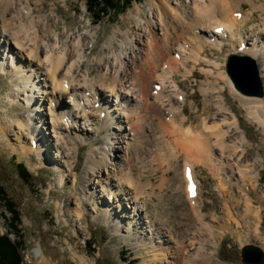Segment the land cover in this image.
<instances>
[{
  "label": "bare ground",
  "instance_id": "bare-ground-1",
  "mask_svg": "<svg viewBox=\"0 0 264 264\" xmlns=\"http://www.w3.org/2000/svg\"><path fill=\"white\" fill-rule=\"evenodd\" d=\"M41 1L0 0V73H11L14 86L6 100L0 101V140L23 153L33 150L31 141L36 140L34 150L39 157L36 162L42 165L47 159L45 152L50 149L46 141L52 138L50 144L58 157V167H54L56 185L60 188L68 182L75 186L62 209L80 224L84 214L82 204L87 203L96 220L110 224L124 238L144 242L142 247L149 244L155 252L146 264H226L214 258L213 249L206 250L207 242L216 246L214 224L204 219L199 203L200 187L194 197L188 195L184 171L186 167L208 166L225 191L233 184L232 199L227 198L223 204L227 214L225 228L234 223L243 229L237 233L238 237L245 236L254 241L257 228L255 231L250 222L260 223L263 207L261 203L255 206L250 195V192L255 194L258 181V173L255 176L251 170L262 156L256 153L254 163L250 162L244 148L246 136L241 133L233 137L239 130L237 117L226 107L223 97L211 99V93L221 89L219 80L201 88L205 103L211 104L209 119L212 121L198 118L200 122L186 127L182 109L185 101L178 99L182 92L176 81L172 83V74L179 70V65L186 74L192 71L186 67L188 61L200 65L201 53L206 46L222 49L225 43H231L235 50L241 48L244 54L255 59L264 91V33L250 32L237 40L236 27L244 24L247 16L238 18L235 13L239 8L229 6L228 0H165L173 4L176 15L171 16L165 9L158 11L157 20L148 21L147 36L140 21L137 22V55L122 47L112 53L111 62L106 61L109 58L104 60V56L95 58L102 67L98 70V80L93 83L91 69L85 68L79 73L85 54L91 50L89 42H84L85 34L79 29L63 50L56 40L47 44L36 25L39 20L31 17L32 5ZM148 10L150 13L151 8ZM157 25L162 26L161 36L153 31ZM47 28L43 25L41 29L47 31ZM155 55L158 62H155ZM163 64L167 67L163 68ZM212 64L219 66L214 60ZM146 66L149 69L145 76ZM206 71L213 75L211 70ZM217 76L223 78V72L218 71ZM223 81L264 132V95H244L233 87L230 77ZM167 87L174 96L166 92ZM20 102L27 105L24 113L3 120L5 109ZM148 114L151 119L156 116L157 131L143 124L141 118ZM164 116H168L169 121H165ZM42 124L45 127H41ZM110 127L118 131L107 140L113 154H107L106 147L91 148L81 176L83 182L76 186V152L82 144ZM43 128L49 130V137ZM148 129L158 138L155 159L159 166L168 169L167 152H171V156L185 155L182 171L177 174V188L185 197L190 219L188 223L178 221V226L185 227L181 232H175L176 236L170 234V241L164 238L167 235L161 223L154 222V216L146 214V204L140 201L149 182L140 183L133 173L134 160H142L137 153L141 150L137 139L144 140ZM25 130H29L28 145L23 144ZM9 132L16 135L17 143L11 142ZM171 137L172 141L169 140ZM131 145L137 151H132V157L128 153ZM104 196L109 204L103 203L101 197ZM210 216L215 222V215ZM78 260L85 262L83 256Z\"/></svg>",
  "mask_w": 264,
  "mask_h": 264
},
{
  "label": "rangeland",
  "instance_id": "rangeland-1",
  "mask_svg": "<svg viewBox=\"0 0 264 264\" xmlns=\"http://www.w3.org/2000/svg\"><path fill=\"white\" fill-rule=\"evenodd\" d=\"M171 4L165 0L132 1L130 6L119 15L112 14L110 18L104 16L98 23H95L92 14L87 10L85 0H42L41 3L32 5L34 8L31 14L33 15L30 16H34L39 20V24L36 23V25L40 28V35L43 40L47 44H53L55 40L58 41L61 50L69 46L72 37L81 29L79 31L83 32L86 38L84 42H89L91 50L85 54L84 61L79 67L80 69L78 68L79 73L85 71V68L91 69L94 74L90 75V78H92L93 83H96L99 78L98 70L102 66L96 62L95 58L104 56V60L109 58L106 61L111 62L112 53L119 51L122 47L136 56L138 43L135 27H137V22L140 21L143 33L147 36L149 31L148 21H156L158 11L159 13L164 12L165 9L171 16L176 15V10ZM228 4L239 8L238 13L247 16L246 22L236 27L237 40L246 37L250 32L264 33V0H228ZM149 8H151L152 13L151 11L148 13ZM240 17L238 16V18ZM43 25H46L49 31H42ZM161 28V25L154 26L153 31L161 36V33H163ZM234 48L235 46L231 43H225L222 49L206 46L201 53L200 65H193L192 61H188L186 67L192 71L186 74L179 65V70L172 74V83L176 81L179 90L182 92L181 95H184L185 103L182 105V109L186 118V127L200 122L198 118L209 119L211 104L205 103V96L201 92V88L219 80L218 83L221 89L219 91L214 90L211 93V99L216 100V98L223 97L226 107L237 117L239 130L237 132L232 131V133L234 132L233 137L239 136L241 133L246 136L244 148L250 162L254 163V154L259 153L262 156L260 161L254 163L251 170L255 176H257L255 173H258V181L255 183V194L250 192V195L255 206L261 203L263 207L260 223L250 222L251 227H255V231L257 228L256 235L253 238L254 241L245 236L238 237L237 233H241L243 229L242 227H236L234 223H230L229 228H225L227 214L225 212L226 207H223V204L227 198L232 199L235 190L233 184H230L225 191L219 185V179L212 174L208 166H194V172L201 191L199 203L205 214L204 219L207 223L214 224L213 232L216 246L207 242L205 247L207 252L213 249L214 258L226 264H242L240 262V247L245 243L253 242L264 250V132L262 127L250 118L241 106L238 97L231 92L223 81L224 78H229L225 70L227 56L230 53L244 54L240 50L235 52L237 50ZM213 60L217 61L219 66L212 64ZM156 61L158 62V58L155 55ZM146 67L145 73L143 72L145 76L149 69L148 66ZM165 67L166 65L163 66V68ZM208 69L211 70L213 75L207 73L206 70ZM218 71L223 72V78L217 76ZM11 79V73L0 74V101L6 100L7 94L14 90ZM170 89V87H167L166 92L171 93ZM171 95L174 96L173 93ZM178 99L181 100L179 97ZM26 108L27 105L22 102L10 106L5 109L6 115L3 120L20 117L24 113L23 109ZM146 116L141 118L144 120L143 124H146V127L155 128L153 131H157L159 127L157 126L156 116H153L152 119L150 114ZM164 119L169 121L167 116H164ZM209 120L212 121V119ZM31 125L30 121L29 126ZM41 127H45L44 124ZM42 130L49 137V130L45 128ZM28 131L25 130L24 132L25 143L23 144L26 145H28ZM153 131L148 129V136L144 140L138 137L140 151L137 152L134 145H131L128 153L132 157L133 152L136 151L142 158L139 162L133 159L137 162L133 163V173L136 178L142 184L149 182L148 188L145 190L147 192L140 197V201L146 204V214L154 216V222L159 221L161 223L164 234L167 235L164 238L170 241V234L176 236L175 232H181L182 227L183 229L185 227L178 226V221L188 223L190 219L185 197H183L181 190L177 188V174L179 170L182 171L185 155L184 153H177L175 156H171V152H167L168 169L159 166V162L155 159L158 138ZM117 132L110 127L82 144L83 146L79 143L81 146L76 152L77 159L74 171L77 173L76 186L81 185L83 182L81 176L86 163L87 152L91 148L106 147L107 154H113V151L109 150L107 140ZM8 134L12 138L11 142L13 144L17 143L16 135L13 132ZM172 138L169 140L172 141ZM51 142L52 138L46 141L50 145L49 152H45L47 156V159L45 158L46 164L37 165L36 161L39 157L33 146H31L33 150L23 153L12 149L10 144L0 140V183L6 191L7 197L14 200L20 211L18 228L25 244L21 264H125L122 259L124 256L135 259L137 264L148 263L155 252L152 248H149V244L142 247L145 245L144 242L141 243L129 237L124 238L110 224L96 220L87 203L82 204L84 214L80 224H76L68 213L62 209V205L70 197L69 194L72 188L75 189V186L68 182L60 188L56 185V169L54 167H58V162H56L58 157L54 146L50 144ZM19 162H23L31 173L28 182L21 178L18 173L17 163ZM104 197H101L103 203L105 205L109 204L108 199L106 202V196ZM72 201L74 200L72 199ZM235 208L236 210L239 209L236 205ZM211 214L215 215V222L210 220L212 219ZM9 216L10 214L6 212L0 202L1 233H5L8 228L7 220ZM78 226L81 230L78 229ZM165 229L167 232H165ZM204 231L206 232V230ZM10 236L11 238L15 237L13 234ZM142 249L144 250L142 251ZM79 256L84 257V263L78 260Z\"/></svg>",
  "mask_w": 264,
  "mask_h": 264
},
{
  "label": "trees",
  "instance_id": "trees-1",
  "mask_svg": "<svg viewBox=\"0 0 264 264\" xmlns=\"http://www.w3.org/2000/svg\"><path fill=\"white\" fill-rule=\"evenodd\" d=\"M87 10L92 14L95 23H98L104 16L111 17L122 13L130 6L132 1L137 0H85ZM12 158H14L12 156ZM18 173L25 181H29L31 173L23 162L17 163ZM0 202L4 206L6 212L10 214L8 217L6 233H0V264H21L23 262L24 241L22 234L18 228L20 223V211L14 200L7 197V193L0 183ZM11 230V231H10ZM10 234L15 237L11 238ZM125 264H137L135 259L124 256Z\"/></svg>",
  "mask_w": 264,
  "mask_h": 264
},
{
  "label": "water",
  "instance_id": "water-1",
  "mask_svg": "<svg viewBox=\"0 0 264 264\" xmlns=\"http://www.w3.org/2000/svg\"><path fill=\"white\" fill-rule=\"evenodd\" d=\"M225 69L237 91L244 95L257 97L264 95L254 58L245 54H229ZM240 262L242 264H264V251L253 242L245 243L240 247Z\"/></svg>",
  "mask_w": 264,
  "mask_h": 264
}]
</instances>
